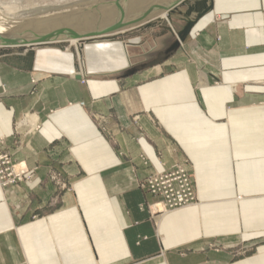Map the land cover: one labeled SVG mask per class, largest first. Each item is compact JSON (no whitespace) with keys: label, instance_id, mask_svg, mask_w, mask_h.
Masks as SVG:
<instances>
[{"label":"crops","instance_id":"crops-1","mask_svg":"<svg viewBox=\"0 0 264 264\" xmlns=\"http://www.w3.org/2000/svg\"><path fill=\"white\" fill-rule=\"evenodd\" d=\"M213 1L173 57L127 77L146 39L126 69L78 74L50 46L31 71L0 62V148L31 174L0 187V264H264V0ZM175 163L200 203L160 212L140 183Z\"/></svg>","mask_w":264,"mask_h":264},{"label":"water","instance_id":"water-1","mask_svg":"<svg viewBox=\"0 0 264 264\" xmlns=\"http://www.w3.org/2000/svg\"><path fill=\"white\" fill-rule=\"evenodd\" d=\"M124 1H130V5L125 7ZM151 2L115 0L103 10L92 8L52 14L28 21L15 29L0 31V62L31 71L38 47L65 50L70 41L83 44L100 39L121 40L128 34L151 29L166 20L169 25L165 28L175 38L159 53L157 59L126 69L123 76L127 77L170 59L186 41L196 23L214 8L213 0Z\"/></svg>","mask_w":264,"mask_h":264},{"label":"rangeland","instance_id":"rangeland-1","mask_svg":"<svg viewBox=\"0 0 264 264\" xmlns=\"http://www.w3.org/2000/svg\"><path fill=\"white\" fill-rule=\"evenodd\" d=\"M114 1L115 0H0V22L2 23V20H5L6 18L16 20L17 19L16 17H18L19 22L12 25V27L9 29V30H11L13 27H14V29L18 28L22 24H24L28 21H31V20H34L37 18H42L45 16H49L52 14L68 12V11L72 12V11L81 10V9L86 10V9H92V8L94 10L96 8H98L99 10H103L104 8H107L108 4H110ZM135 1H136V3H139V2L145 3V1L150 2L151 0H131L132 3H134ZM155 1L158 2L160 0H155ZM155 1H152V2H155ZM123 5L125 7L130 5V1H128V2L124 1ZM10 8L13 10H10ZM13 11H16V12H13ZM11 16L14 18H11ZM167 25H169V24L165 20L162 24H160V25L158 24L155 27H152L151 29H154L155 31H158L159 29L160 30L162 29L164 31H163V33H160V34L157 32H155L157 34H149V36L147 38H146V36H142V35H139L136 33H138L139 31H145V30H149V29L135 31L132 34L126 35L121 40L100 39V40L91 41L89 43H83L82 46L85 47L84 50H83V48H81V46L78 47V49H77L76 46L71 45L70 46L71 48H70L69 44H68L67 47L70 48L71 52H74L76 59H77V64H79V61H83V63H82L83 64V72L79 71L78 74H83V73L87 74V73H90L94 70H102V69L103 70L104 69L115 70L116 68L126 69V68H128L127 65L129 64L128 63V49L130 47L129 45L128 46L126 45L127 42L137 41V39H139L138 41H143L146 39V41H145L146 44L142 47V49L138 48L139 45H134V47H136V48H130V51L132 52V55H130V58H131L130 62L131 63H135L139 59L141 60L148 55H149L148 56L149 60L141 62V64L145 63V62L153 61V60L157 59L158 57H160L159 56V53L161 52L160 45L164 44L163 41H168V39H170L171 37H172V39L175 38V36L165 28V26H167ZM165 31H168V33H166ZM189 36H190V34L188 35V37ZM180 48L178 50H180ZM79 51L83 52V58H82V56L78 55V53L80 54ZM92 52H94V55L91 56ZM96 52L100 53V56H96V54H95ZM102 52L110 53L111 55L114 54L113 56L117 57L119 59L116 60V63H111V64L105 66L104 65V58H103L104 56L102 57V55H101ZM145 53H147V54L145 55ZM110 54H107V55L110 56ZM92 59H95V61H92ZM95 64H96V66H95ZM86 68H87V71H85ZM117 73L120 74L121 71H119ZM39 115L35 110H32L31 113L26 114L22 117L23 120H21V119L16 120V122L14 124V132H15L17 138H19V139L22 138L23 142H24L27 139L32 138L36 133H38L42 130L43 123L40 121V119L38 120ZM27 117H28V119H27ZM133 118H134V120H136V117H133ZM0 152L6 153L11 158V167H15L16 170H22V169L25 170L23 175H22V179L18 180L16 183L10 184L8 186H2V184L0 183V187H2V189L6 188V187L18 185V184H20L24 181H27L31 178V174L29 172V169L26 167L25 163L23 164V162L15 161L13 154L7 150H4L2 147L0 148ZM176 164H180V163H175L168 169H165L162 171H154V172L150 173L140 183V187L149 193V191L147 190L148 178L152 175H155V174L171 171L175 168ZM182 164L187 168V170L191 176V179L193 180L194 189L196 192L194 174L185 163H182ZM150 195L156 199V205H157V203L160 200L159 197L154 196L152 194H150ZM196 195H197V192H196ZM197 203H200L199 199H197L196 204Z\"/></svg>","mask_w":264,"mask_h":264},{"label":"built area","instance_id":"built-area-1","mask_svg":"<svg viewBox=\"0 0 264 264\" xmlns=\"http://www.w3.org/2000/svg\"><path fill=\"white\" fill-rule=\"evenodd\" d=\"M25 170L15 171L11 167V158L0 152V183L8 186L22 179ZM147 190L150 194L159 197L157 203L160 212L182 209L196 204L198 199L193 180L182 164H176L175 168L168 172L152 175L147 181Z\"/></svg>","mask_w":264,"mask_h":264},{"label":"bare ground","instance_id":"bare-ground-1","mask_svg":"<svg viewBox=\"0 0 264 264\" xmlns=\"http://www.w3.org/2000/svg\"><path fill=\"white\" fill-rule=\"evenodd\" d=\"M151 1H155V0H151ZM156 2V1H155ZM13 8V7H12ZM6 10V9H5ZM10 10H13V9H11L10 8ZM13 12H16V11H13ZM12 12V13H13ZM2 13V12H1ZM3 14V13H2ZM162 17H166L165 15H163ZM11 18H14V17H12L11 16ZM17 19L16 20H12V19H8V18H6L5 20H2V23L0 22V31H8L11 27H12V25H14L15 23H18L19 22V18L18 17H16ZM3 25V26H2ZM86 43H89V42H86ZM76 46V48L78 49V47H80L81 46V48H83V50L85 49V47L84 46H82L83 44H81V43H77L76 41H70L69 42V47L70 46ZM69 47H67L65 50H61V51H64V52H71L70 51V48ZM39 48V47H38ZM42 48V47H41ZM75 48V47H74ZM37 49V48H36ZM82 50V49H81ZM80 52V51H79ZM78 55H80V56H82V58H83V52H80V54L78 53ZM83 61H79V64H78V72L79 71H81V72H83ZM81 65V66H80ZM23 170V169H22ZM22 170H16L15 169V171H17V172H20V171H22ZM161 208H162V205H161Z\"/></svg>","mask_w":264,"mask_h":264}]
</instances>
